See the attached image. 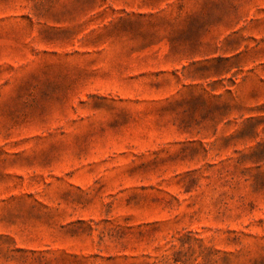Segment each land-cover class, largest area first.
<instances>
[{"label":"rangeland","instance_id":"rangeland-1","mask_svg":"<svg viewBox=\"0 0 264 264\" xmlns=\"http://www.w3.org/2000/svg\"><path fill=\"white\" fill-rule=\"evenodd\" d=\"M0 264H264V0H0Z\"/></svg>","mask_w":264,"mask_h":264}]
</instances>
